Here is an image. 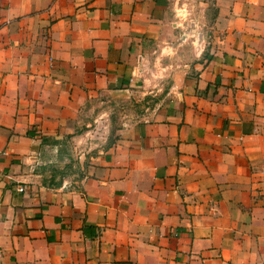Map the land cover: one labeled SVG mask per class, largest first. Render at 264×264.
<instances>
[{
  "label": "crops",
  "instance_id": "obj_1",
  "mask_svg": "<svg viewBox=\"0 0 264 264\" xmlns=\"http://www.w3.org/2000/svg\"><path fill=\"white\" fill-rule=\"evenodd\" d=\"M212 1L192 62V0H0V264H264V0Z\"/></svg>",
  "mask_w": 264,
  "mask_h": 264
},
{
  "label": "rangeland",
  "instance_id": "obj_2",
  "mask_svg": "<svg viewBox=\"0 0 264 264\" xmlns=\"http://www.w3.org/2000/svg\"><path fill=\"white\" fill-rule=\"evenodd\" d=\"M212 0H192V16L194 17L193 21L190 23L192 29L196 30L200 35L201 33H205L207 36L203 37L206 39L201 40L199 37H195L188 39L186 44H184L185 51L188 53L190 50L193 51L190 61L199 62L208 59L209 53L206 48L203 47L204 40L209 42L211 41V21L214 15V7ZM206 6H205V5ZM187 24V22H186ZM188 28V27H187ZM201 40V42L199 41ZM193 42V43H191ZM201 47V48H200ZM207 47V45H206ZM209 48V46H208ZM194 57V60L192 59ZM60 166L52 167L47 170L46 176H43V184L49 187H58L59 185L66 183H71L69 178L74 177L76 179V167L69 166L68 168L60 169Z\"/></svg>",
  "mask_w": 264,
  "mask_h": 264
},
{
  "label": "built area",
  "instance_id": "obj_3",
  "mask_svg": "<svg viewBox=\"0 0 264 264\" xmlns=\"http://www.w3.org/2000/svg\"><path fill=\"white\" fill-rule=\"evenodd\" d=\"M5 152L4 151H0V158L2 157V156H5Z\"/></svg>",
  "mask_w": 264,
  "mask_h": 264
}]
</instances>
